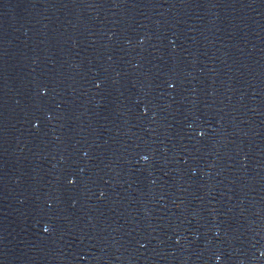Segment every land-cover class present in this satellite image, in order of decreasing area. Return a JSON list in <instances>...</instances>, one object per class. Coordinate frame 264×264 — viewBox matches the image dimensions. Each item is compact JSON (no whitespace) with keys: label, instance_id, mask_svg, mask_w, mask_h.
<instances>
[{"label":"water","instance_id":"obj_1","mask_svg":"<svg viewBox=\"0 0 264 264\" xmlns=\"http://www.w3.org/2000/svg\"><path fill=\"white\" fill-rule=\"evenodd\" d=\"M0 264H264V0H0Z\"/></svg>","mask_w":264,"mask_h":264}]
</instances>
